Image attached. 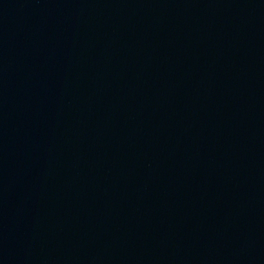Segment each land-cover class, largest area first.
Listing matches in <instances>:
<instances>
[{
    "label": "water",
    "instance_id": "95a60500",
    "mask_svg": "<svg viewBox=\"0 0 264 264\" xmlns=\"http://www.w3.org/2000/svg\"><path fill=\"white\" fill-rule=\"evenodd\" d=\"M0 264H264V0H0Z\"/></svg>",
    "mask_w": 264,
    "mask_h": 264
}]
</instances>
